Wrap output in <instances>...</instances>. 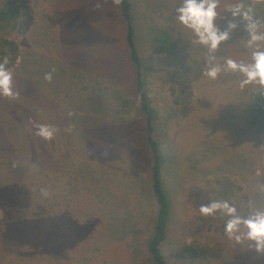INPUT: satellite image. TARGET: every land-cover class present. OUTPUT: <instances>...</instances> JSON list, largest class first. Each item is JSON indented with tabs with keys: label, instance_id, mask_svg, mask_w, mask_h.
Returning <instances> with one entry per match:
<instances>
[{
	"label": "rangeland",
	"instance_id": "1",
	"mask_svg": "<svg viewBox=\"0 0 264 264\" xmlns=\"http://www.w3.org/2000/svg\"><path fill=\"white\" fill-rule=\"evenodd\" d=\"M236 2L221 0L218 11ZM179 3L135 0L133 9L155 136L165 159L181 153L185 161L180 173L164 166L174 210L162 252L168 264H264V253L250 242L236 244L218 231L219 212L199 213L202 204L219 199L192 172L203 167L206 179L238 176L229 182L245 192L247 181L254 192L255 176L263 179L264 94L255 85L241 89L239 75H204L207 50L176 19ZM118 8L112 0H21L0 19V40L17 47L10 69L20 93L16 100L0 97V264H149L146 242L156 209L151 151ZM230 19L224 12L217 23L224 29ZM162 31L175 51L153 41ZM247 35L240 23L218 55L246 59ZM46 116L59 119L49 124L57 129L55 139L23 131L26 121ZM85 117L93 125L83 132L78 121ZM234 137L245 138L239 147L258 140L262 155L245 149L228 154L230 148L216 141ZM230 201L243 203L240 196ZM188 242L216 256L208 251L189 262L182 256Z\"/></svg>",
	"mask_w": 264,
	"mask_h": 264
},
{
	"label": "clouds",
	"instance_id": "2",
	"mask_svg": "<svg viewBox=\"0 0 264 264\" xmlns=\"http://www.w3.org/2000/svg\"><path fill=\"white\" fill-rule=\"evenodd\" d=\"M112 3L119 6L123 0H112ZM256 4L264 5V0H251L247 4L244 0H238L236 3L225 4L223 12H220L218 9L221 0H180L175 13L178 22L196 37L195 43L207 50L204 75L211 80H216L221 74L239 75L243 77L240 81L241 89L247 85H255L264 94V17L256 15ZM224 12L230 13L231 19L228 20L227 27L221 29L217 20L222 18ZM240 23L248 34L246 39L242 38L244 47L249 52L247 58L237 60L230 56H219L221 45L229 41L231 32ZM9 63V56H0V97L16 100L20 93L14 90V74L8 67ZM44 79L51 82L53 72H46ZM33 126L36 128L35 135L45 141L52 140L57 131L49 124ZM260 190L264 192V185H260ZM44 194L47 195L46 192ZM217 212L228 217L224 232L230 240L241 245L248 241L249 248L255 249L257 253H264V208L253 209L247 216L240 215L236 206L227 200H213L199 208V213L205 217H214Z\"/></svg>",
	"mask_w": 264,
	"mask_h": 264
},
{
	"label": "trees",
	"instance_id": "3",
	"mask_svg": "<svg viewBox=\"0 0 264 264\" xmlns=\"http://www.w3.org/2000/svg\"><path fill=\"white\" fill-rule=\"evenodd\" d=\"M19 1L21 0H1L2 5L0 6V19L3 18L13 7H15ZM246 1V0H245ZM135 0H123V3L119 5V13L124 21L125 33H124V40L126 43V47L128 50L129 61L134 66V86L139 100L140 109L144 113L143 117V125H144V132H145V140L146 143L151 151V162H150V189L151 193L155 199L156 209L153 218L152 224V231L151 235L146 242V252L149 259V264H168L163 252H162V245L168 238L169 232V225L170 220L173 216V203L172 199L168 191L166 190L164 183H163V171L164 166L166 163L175 167L176 171L180 173V169L182 164L185 162L183 156L177 153L174 157L168 155L165 159L161 143L158 138L155 136V127H154V119H155V110L148 104L147 95L144 89V69L143 63L141 60L140 51L137 45V41L135 38V26L133 23V9H134ZM256 9L260 10V13H264V6L256 4ZM257 15V14H256ZM167 32L162 31L159 32L158 35L153 34V41L160 42L161 44H166L167 47L170 46L172 51H175V44L173 43V39L170 35L166 34ZM7 55L10 58V63L8 67L10 68L17 58V47L13 40L9 39H1L0 40V56ZM169 94L173 96L174 103H177V97L174 96L172 88L169 90ZM90 120V121H88ZM86 122V125L82 123ZM79 128L81 131L85 130L84 127L88 126L89 124L93 125V121L91 118H83L78 121ZM82 126V127H81ZM79 129V130H80ZM241 131L248 134L245 126L243 125L240 128ZM84 132V131H83ZM234 135L238 134V129H236ZM254 135V132L252 133ZM85 138V137H84ZM240 139H245L242 137H234L231 140H224L218 138L216 141L217 143L221 142L229 147L226 152L233 153L237 151H242L243 149L247 151H253L255 153H259L262 155L261 151V144L258 140L252 145H243L239 147L241 144ZM223 155V153H222ZM202 164V163H201ZM203 165V164H202ZM264 168V165H262ZM203 167L198 169V171L193 170L195 177L199 181L206 182L207 185V192L212 193L216 198L220 201L227 200L230 204H234L230 201L233 196H240L242 198V204L236 202L234 205L237 208V211L242 216H247L250 211L256 208H264V192L260 190V185H264V169H261L263 179L257 174L254 175L255 168H253L251 175L255 176V178H259V180L254 182L255 190L252 192V188L249 187V183L247 181L244 182L245 192L241 186L234 187L233 184L229 181L234 179H238V176H234V179H231L227 176H224V173L217 174L216 177H211L210 179H206L205 175H203ZM189 170H191L189 168ZM200 170V171H199ZM184 171V170H183ZM180 177V174H178ZM182 179V176L180 177ZM182 181L180 180L181 184ZM241 192V193H240ZM249 194V195H248ZM228 219L227 216H224L222 222L218 225V231L226 235L224 232L225 222ZM117 227V223L114 225ZM219 251L220 248H217ZM211 252L210 255L214 258L216 255L214 254L213 250H208V248H201V245L198 244H191L190 242L184 244L182 250V256L186 257L189 262L196 261L199 258L205 257L207 253ZM57 257V256H56ZM49 261L56 259L55 256L48 257Z\"/></svg>",
	"mask_w": 264,
	"mask_h": 264
},
{
	"label": "crops",
	"instance_id": "4",
	"mask_svg": "<svg viewBox=\"0 0 264 264\" xmlns=\"http://www.w3.org/2000/svg\"><path fill=\"white\" fill-rule=\"evenodd\" d=\"M37 107L38 106H35L33 108H37ZM37 119L34 122L26 121L23 131H25L27 133V135H31L33 132H36V128L33 126L34 124H56V123L58 124L59 123V119L57 121H55L52 119V116L41 117L40 120H37ZM49 121H51V122H49ZM88 121H90V120H88ZM82 124L86 125V122H83ZM39 138H41V137H39ZM53 139H55V138H53ZM27 156H29V155H27ZM0 182H1V180H0Z\"/></svg>",
	"mask_w": 264,
	"mask_h": 264
}]
</instances>
